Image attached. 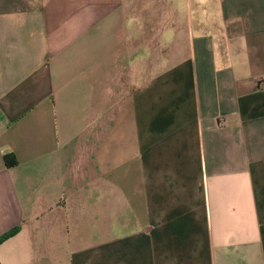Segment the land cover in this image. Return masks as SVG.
<instances>
[{
	"label": "crops",
	"instance_id": "obj_1",
	"mask_svg": "<svg viewBox=\"0 0 264 264\" xmlns=\"http://www.w3.org/2000/svg\"><path fill=\"white\" fill-rule=\"evenodd\" d=\"M15 229L0 264H264V0H0Z\"/></svg>",
	"mask_w": 264,
	"mask_h": 264
},
{
	"label": "trees",
	"instance_id": "obj_2",
	"mask_svg": "<svg viewBox=\"0 0 264 264\" xmlns=\"http://www.w3.org/2000/svg\"><path fill=\"white\" fill-rule=\"evenodd\" d=\"M4 161L7 167L12 168L18 165V160L17 157L15 156V154L13 153H7L4 155ZM18 231V229L13 230L12 232L8 233L7 235L3 236L0 239V242H2L3 240L9 238L10 236L16 234Z\"/></svg>",
	"mask_w": 264,
	"mask_h": 264
}]
</instances>
